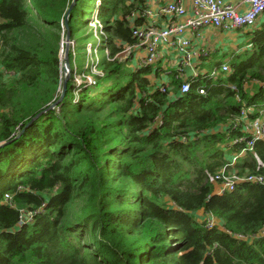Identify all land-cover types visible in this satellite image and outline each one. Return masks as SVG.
<instances>
[{
  "label": "trees",
  "instance_id": "1",
  "mask_svg": "<svg viewBox=\"0 0 264 264\" xmlns=\"http://www.w3.org/2000/svg\"><path fill=\"white\" fill-rule=\"evenodd\" d=\"M71 1L0 0V264H264V183L213 181L224 166L264 177V138L241 152L240 119L264 117V22L185 77L163 60L129 68L135 48L123 57L148 0H75L70 40L98 20L107 53L72 65L69 52L48 108Z\"/></svg>",
  "mask_w": 264,
  "mask_h": 264
},
{
  "label": "built area",
  "instance_id": "2",
  "mask_svg": "<svg viewBox=\"0 0 264 264\" xmlns=\"http://www.w3.org/2000/svg\"><path fill=\"white\" fill-rule=\"evenodd\" d=\"M244 2H246V7L242 11L226 0H168L158 3L154 9H150L147 4L146 10L141 13L145 17L144 24L132 28V33L138 38V43L134 46L125 45L121 51L123 57H126L133 48L142 49L144 55L140 63L150 65L163 60L165 54L173 52L177 56L175 65L181 70V75L184 76V67H192V60L196 58L198 52L196 48L191 46L190 34L202 27H215L225 31L243 28L252 25L258 16L264 13V0H244ZM183 16H186L185 20H180ZM158 17L166 18L163 25L155 23ZM147 19L152 20L147 22ZM95 23H97L95 29L102 27L98 20L90 24ZM105 52L107 53V51ZM166 62L170 63V61ZM218 70L228 71L229 65L222 63ZM218 70H213L211 74H216ZM92 72H97V70L93 68ZM83 79L86 83L93 82L90 74L75 77L77 84H81ZM188 90L189 83L183 81L179 91L186 92ZM198 92L203 94L204 89L200 88ZM240 119L243 129L250 134L241 152L252 151L254 140L264 138V117H256L250 120L246 116V111L242 109ZM241 140V138L235 139V141ZM244 180L264 183L262 175L242 176L236 170L227 169L226 166L213 176L215 190L219 193L232 190L237 182ZM205 219L210 227L216 221L211 215H206ZM261 234H264V229Z\"/></svg>",
  "mask_w": 264,
  "mask_h": 264
},
{
  "label": "rangeland",
  "instance_id": "3",
  "mask_svg": "<svg viewBox=\"0 0 264 264\" xmlns=\"http://www.w3.org/2000/svg\"><path fill=\"white\" fill-rule=\"evenodd\" d=\"M93 5L89 7V9L87 10L86 14H85V18H89L92 11H93ZM264 21V13L260 14L258 16V18L254 21V23L250 26H246L243 27L241 29H239L238 32H236L238 34L237 37H234L233 40H230V45H229V49H239V51H241L244 47V44L250 39L251 34L249 33L252 29L254 28H258L260 27V25L262 24V22ZM97 25V23L95 24H89L86 27H82L80 28L79 31H76V33H74V40H70L68 42V54L69 52L72 55V65H82V64H88L91 61H95L96 59L103 57L105 50L102 48L101 42H99L98 40V36H100V34L102 33L101 30L99 29H94V27ZM64 28V27H63ZM66 32V31H65ZM92 32V35L94 36H89L87 38H83L82 34L85 33V35H89V33ZM63 35V33H62ZM97 35V36H95ZM226 37H224V40H229L230 36L229 34H225ZM101 38V36H100ZM102 39V38H101ZM241 45H243L241 47ZM249 47V46H248ZM65 48H66V41H65V34L63 35L62 41H61V68H62V74L64 75V55H65ZM97 51V53H90V52H94ZM134 56L133 57H137L138 51L134 52ZM140 54L142 55V52H140ZM168 58L172 60V62H170L169 64H171V67H175V60L177 59V56H175V54L173 52L168 53ZM137 60V59H136ZM135 61H130L128 63L129 68L134 69L137 66V62ZM169 80V77L166 74H163L159 79H158V83L161 82H167ZM251 112L253 111V109H250ZM234 156L235 154H233L232 152L227 153L226 154V158L228 159V161H234ZM198 215H201L198 213Z\"/></svg>",
  "mask_w": 264,
  "mask_h": 264
},
{
  "label": "crops",
  "instance_id": "4",
  "mask_svg": "<svg viewBox=\"0 0 264 264\" xmlns=\"http://www.w3.org/2000/svg\"><path fill=\"white\" fill-rule=\"evenodd\" d=\"M168 0H148L147 4L150 9H154L155 6H157L158 3H162ZM232 4H234L238 10L242 11L246 7V2L244 0H226ZM188 6V3H186ZM186 16H183L180 18V20H185ZM152 19H147V22H150ZM166 21V18L158 17L155 21L156 24L163 25ZM264 22V21H263ZM239 29L225 31L219 28L215 27H202L198 31L194 32L193 34H190V41L191 46L196 48L198 50L196 58L192 60V75H197L200 71H205L207 68L206 66H203L204 68H199L198 65H205L208 62L212 60L219 61L225 54L230 53L234 49H229L230 40H233L234 37H237L238 34L236 32L239 31ZM225 34H229V40H224V37H226ZM239 37V36H238ZM142 52V55L140 54ZM135 54H133L134 56ZM144 55V51L142 49L138 50L137 57H133L132 61H135L137 64L141 62V58ZM202 56V57H201ZM227 58V57H226ZM226 58L223 59L222 63H226ZM163 61H170L171 59L168 58V53L163 56ZM168 67H171V64H169ZM176 67V65H175ZM173 67V68H175ZM216 66V68H218ZM185 76V73H184ZM242 153H239L241 155ZM216 189V186H215ZM200 214V212H198Z\"/></svg>",
  "mask_w": 264,
  "mask_h": 264
},
{
  "label": "water",
  "instance_id": "5",
  "mask_svg": "<svg viewBox=\"0 0 264 264\" xmlns=\"http://www.w3.org/2000/svg\"><path fill=\"white\" fill-rule=\"evenodd\" d=\"M74 1L75 0H72L69 7L67 8L66 12H65V16H64V28H65V41H66V48H65V55H64V63H65V66H66V71L64 73V75L62 74V89H61V93H60V96L59 98L54 101L48 108H53L55 107L59 100L64 96L65 94V91H66V83H67V80L69 78V74H70V64H69V60H68V56H67V52H68V42L70 41V31L68 29V16H69V13L71 11V8L74 4ZM61 53V51H60ZM184 73H185V77H190L192 75V69L189 67V66H185L184 67ZM41 114V111L39 113H37L34 117H32L28 122L27 124L25 125L24 128H26L27 126L30 125V123L36 118L38 117L39 115ZM5 142H1L0 143V146L3 145Z\"/></svg>",
  "mask_w": 264,
  "mask_h": 264
},
{
  "label": "bare ground",
  "instance_id": "6",
  "mask_svg": "<svg viewBox=\"0 0 264 264\" xmlns=\"http://www.w3.org/2000/svg\"><path fill=\"white\" fill-rule=\"evenodd\" d=\"M90 53H96V51H94V52H90ZM67 56H68V52H67ZM202 57V56H201ZM65 71H66V66H65V63H64V73H65ZM200 77V76H199ZM175 79V78H174Z\"/></svg>",
  "mask_w": 264,
  "mask_h": 264
}]
</instances>
